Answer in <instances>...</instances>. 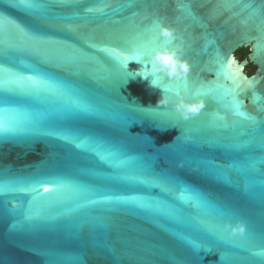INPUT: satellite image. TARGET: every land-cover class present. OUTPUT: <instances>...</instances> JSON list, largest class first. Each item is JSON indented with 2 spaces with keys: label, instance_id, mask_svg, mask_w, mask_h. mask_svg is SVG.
I'll list each match as a JSON object with an SVG mask.
<instances>
[{
  "label": "water",
  "instance_id": "1",
  "mask_svg": "<svg viewBox=\"0 0 264 264\" xmlns=\"http://www.w3.org/2000/svg\"><path fill=\"white\" fill-rule=\"evenodd\" d=\"M40 2L39 38L10 23L0 28V123L11 130L0 134V180L8 182L0 264H264L253 254L264 248V99L255 100L264 94V0ZM4 15L33 26L19 10ZM157 21L175 29L191 64L180 91L205 104L192 119L157 107L177 84L154 86L147 58L125 70L101 50L124 56L151 47ZM242 48L250 49L243 60ZM250 64L253 75L243 71ZM233 102L254 120L235 115ZM86 138L114 155L101 161L76 147ZM51 177L53 190L43 193L40 183ZM29 184L40 191H20ZM185 190L209 202L181 200ZM102 196L113 200L89 203ZM109 208L108 227L93 229ZM239 219L243 236L217 227Z\"/></svg>",
  "mask_w": 264,
  "mask_h": 264
},
{
  "label": "snow or ice",
  "instance_id": "2",
  "mask_svg": "<svg viewBox=\"0 0 264 264\" xmlns=\"http://www.w3.org/2000/svg\"><path fill=\"white\" fill-rule=\"evenodd\" d=\"M69 0H61V3H67ZM74 2H78V0H74ZM44 5L40 2V0H0V28L3 27L4 23H10L14 28L19 30L20 32L24 33L25 35H31L33 38H39L41 33L39 31V26L43 22L42 16L39 14V10L43 8ZM7 9H14V10H19L23 13H25L27 16L32 18L33 21V26H25L21 25L19 23H15L14 21L7 20V17H5L4 12ZM87 12H102V9H94V8H88L86 9ZM71 28V26H69ZM153 43V41H152ZM89 47H96L94 44H89ZM150 47L148 46H143L142 49L139 50H134L131 53L120 56L117 53L114 52V50L108 49V48H103L101 49L102 51L108 53L110 56H112L114 59L117 61L121 62V66L125 67V70L127 69L128 62L130 60H135V61H141L143 58V54H146L147 51L149 50ZM86 55V54H85ZM0 71H3V66L0 65ZM29 80H32V77H28ZM177 87L173 88L171 86L165 87V91H180L179 85L183 84L185 89L187 88V80H175ZM6 81L3 79H0V110H2V106L5 104V98H4V93L7 91L6 89ZM12 83H15L19 85L20 81H13ZM75 106L77 107L78 111L81 114L87 115L88 113L91 112L92 107L90 105H85L81 104L79 101H74ZM241 105L239 103L233 102L232 104V109L234 111V114L241 117L242 119L245 120H254V117H251L248 115L245 111L241 110ZM219 120L223 121L224 117H218ZM224 127H227V123H223ZM11 131L8 129L3 123H0V134H4ZM64 140H68L69 137L64 136L62 137ZM90 138H86L85 140H81L78 144H76V147L81 148L87 146L89 150L93 153H95L101 161H106L110 157L114 155L112 151H101L98 150L100 149V144L97 143L95 146L92 144L88 143V140ZM75 143V141H72ZM57 177H51L47 180V182H42L40 183V189H42L43 193H48L53 190L52 184L57 180ZM51 186V187H49ZM40 189H37L36 187L32 186L29 184L27 187H21L20 191L22 192H31V191H40ZM8 190V182L4 180H0V196H3L5 192ZM179 198L184 201H192L195 200L196 203L199 205L201 203H208L209 200L207 197H202L200 199H197L191 192L185 190L184 192H181L179 195ZM116 199H122L120 197H117ZM113 200V197L111 196H102L99 198V200H92L89 201L91 204H96V203H107L111 202ZM136 207L142 211H148L150 209V204L144 201H136ZM115 209H106L104 214H101L100 216L96 217L95 224L93 229H103L108 227V221L110 217L105 215L106 213H112L115 212ZM225 223V222H224ZM223 224L217 225L218 228L222 229L223 231L229 232L230 230H226L223 227ZM231 235V234H230ZM233 236V235H231ZM236 236V235H235ZM234 237V236H233ZM191 247L197 251H200V249H205L204 245L201 242L198 241H192ZM243 247V245H241ZM207 250V249H206Z\"/></svg>",
  "mask_w": 264,
  "mask_h": 264
},
{
  "label": "clouds",
  "instance_id": "3",
  "mask_svg": "<svg viewBox=\"0 0 264 264\" xmlns=\"http://www.w3.org/2000/svg\"><path fill=\"white\" fill-rule=\"evenodd\" d=\"M156 27L159 29V32L154 38L152 46L146 54H143L142 60L136 62L141 63L145 58L149 60L151 65V71L149 74V76L152 77L151 83L159 88L161 83L169 79L187 80L191 73V64L187 59L183 58L182 47L174 44V41L176 40L175 29L166 24H162L159 21L156 22ZM248 87L251 89L256 87V85L249 84ZM261 99H264V94L258 92L255 93L256 102ZM158 106L170 107L183 120H189L196 117L204 108L205 104L202 99H189L181 91L163 90L162 97L157 104V107ZM178 123L179 122L177 121L173 127L179 128ZM180 136L181 132L177 137ZM177 137H175L174 140ZM188 138L190 137H185V139ZM223 227L226 230H230V234L233 236H243L246 234L247 223L243 219H239L235 221V223L232 221H226ZM253 254L257 257L264 258V248L255 250Z\"/></svg>",
  "mask_w": 264,
  "mask_h": 264
},
{
  "label": "trees",
  "instance_id": "4",
  "mask_svg": "<svg viewBox=\"0 0 264 264\" xmlns=\"http://www.w3.org/2000/svg\"><path fill=\"white\" fill-rule=\"evenodd\" d=\"M249 54H250L249 48H242L237 51L236 56L239 59L243 60L247 58ZM246 70H247V74L249 75H253L256 72V68L252 64L248 65Z\"/></svg>",
  "mask_w": 264,
  "mask_h": 264
},
{
  "label": "rangeland",
  "instance_id": "5",
  "mask_svg": "<svg viewBox=\"0 0 264 264\" xmlns=\"http://www.w3.org/2000/svg\"><path fill=\"white\" fill-rule=\"evenodd\" d=\"M238 58V57H237ZM244 72H247V70H244Z\"/></svg>",
  "mask_w": 264,
  "mask_h": 264
},
{
  "label": "bare ground",
  "instance_id": "6",
  "mask_svg": "<svg viewBox=\"0 0 264 264\" xmlns=\"http://www.w3.org/2000/svg\"><path fill=\"white\" fill-rule=\"evenodd\" d=\"M235 60H236V59H235ZM243 71H244V69H243ZM243 71H242V72H243Z\"/></svg>",
  "mask_w": 264,
  "mask_h": 264
}]
</instances>
